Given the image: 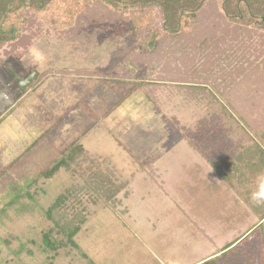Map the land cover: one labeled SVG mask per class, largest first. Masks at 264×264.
<instances>
[{
	"label": "rangeland",
	"instance_id": "obj_1",
	"mask_svg": "<svg viewBox=\"0 0 264 264\" xmlns=\"http://www.w3.org/2000/svg\"><path fill=\"white\" fill-rule=\"evenodd\" d=\"M69 33L46 28L29 48L0 52V264H189L197 251L189 250L183 192L203 156L234 198L223 224L258 226L263 203L251 199L245 156L264 143L245 125L243 135L210 116L208 102L189 101V53L172 38L144 51L119 23ZM73 146L84 156L46 178ZM60 197L58 214L77 217V248L48 212ZM254 239L219 264H259Z\"/></svg>",
	"mask_w": 264,
	"mask_h": 264
},
{
	"label": "trees",
	"instance_id": "obj_2",
	"mask_svg": "<svg viewBox=\"0 0 264 264\" xmlns=\"http://www.w3.org/2000/svg\"><path fill=\"white\" fill-rule=\"evenodd\" d=\"M95 21L128 26L144 51L157 45L166 49L174 39L181 47L178 53H189L184 77L189 101L208 102L210 116L237 125L233 129L241 134L249 132L245 125L264 143V0H0V52L29 48L46 28L75 35ZM77 149H68L46 178L69 167L68 158L84 156L85 151ZM253 149H246L253 154L245 156V165L253 167L254 181L264 171V146ZM64 200L58 198L48 212L77 248V217L68 220L58 214ZM255 213L261 252L257 262L264 264V203ZM203 264L219 262L216 258Z\"/></svg>",
	"mask_w": 264,
	"mask_h": 264
},
{
	"label": "crops",
	"instance_id": "obj_3",
	"mask_svg": "<svg viewBox=\"0 0 264 264\" xmlns=\"http://www.w3.org/2000/svg\"><path fill=\"white\" fill-rule=\"evenodd\" d=\"M65 67L67 65L61 68ZM62 74L67 76L63 78L72 76V73ZM204 158L203 156L199 159L200 161H195L194 165L189 168L191 187L186 193L183 192L187 195L185 207L189 212V218L185 217L189 221V234H187L189 235V250H192L194 246L197 251L196 260H189V264H203L209 260L218 259L222 254L226 255L236 250L237 247L246 243V240L251 243L252 238L257 237L254 232L257 226L248 225L242 229L241 225L237 228L230 224H223L234 216V213H227L230 209L226 206H235L234 198L232 195L226 196V188L214 176V173L218 171V165ZM198 175L202 176L201 183L197 179L200 177ZM132 212L133 210L126 216L128 222H131L129 219L133 215ZM248 218L250 222L254 220L251 216ZM153 226L156 230L158 225ZM196 227H199V231L202 230V232L199 233ZM228 245L232 247L226 249Z\"/></svg>",
	"mask_w": 264,
	"mask_h": 264
},
{
	"label": "clouds",
	"instance_id": "obj_4",
	"mask_svg": "<svg viewBox=\"0 0 264 264\" xmlns=\"http://www.w3.org/2000/svg\"><path fill=\"white\" fill-rule=\"evenodd\" d=\"M32 55L36 60H42L43 56L36 50L32 49ZM255 188L251 193V199L257 202V204L264 203V171L257 173L254 178Z\"/></svg>",
	"mask_w": 264,
	"mask_h": 264
},
{
	"label": "water",
	"instance_id": "obj_5",
	"mask_svg": "<svg viewBox=\"0 0 264 264\" xmlns=\"http://www.w3.org/2000/svg\"><path fill=\"white\" fill-rule=\"evenodd\" d=\"M38 74L34 73L32 76H30L29 78L25 79L22 83L21 86L23 87V89H26L29 87L30 84L33 83V81L37 78Z\"/></svg>",
	"mask_w": 264,
	"mask_h": 264
}]
</instances>
